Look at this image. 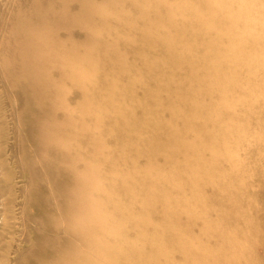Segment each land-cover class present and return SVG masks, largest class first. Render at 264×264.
<instances>
[{
	"label": "rangeland",
	"instance_id": "374dc122",
	"mask_svg": "<svg viewBox=\"0 0 264 264\" xmlns=\"http://www.w3.org/2000/svg\"><path fill=\"white\" fill-rule=\"evenodd\" d=\"M8 1L10 0H0V38L5 33L2 8ZM33 1L42 3L41 0ZM66 1H69L70 5ZM174 1L176 0H56L58 8L54 10V13H58L56 12L58 10L63 11L61 16L64 20L56 24V32L60 33L61 37L57 38L55 43H63V46L66 42L71 43L67 46L74 47V53L77 52L81 57L80 61L76 60L74 64L83 70L84 81L81 79L82 85L79 86L78 78L70 75L69 80H64L63 76L58 74L53 76L46 65L41 67L45 78L52 82L50 91L51 95L54 93V104L62 102L64 105L62 109L57 110L64 115L52 124L59 127L66 126L69 118L66 117L65 112L69 103L66 98L72 95V91L87 92L88 85L89 98L85 97V106L80 103V97L70 106L77 111L86 109L90 117L88 122L78 124L79 130L86 126L99 131L95 144L91 141L94 157L89 163L91 165L90 181L96 178V167L99 165L95 157L98 156L97 148L101 139L107 154L106 157L104 155V163L102 162L106 176V193L105 198L102 199V205L97 197L84 199L83 202L80 197H77V207H80L78 212L71 213L65 218L69 220L68 228L79 229L87 224L83 218L87 209L86 205L89 204L92 209L91 218L96 217L93 209L101 207L105 221L103 264H227L230 262L219 252L226 228L219 222L218 215L221 209L214 206L222 203L215 197L222 190L220 184L217 187L212 180L215 176L214 163L218 160L221 170H217V174L221 173L220 177L226 179L229 165H231L227 158L236 159L241 156L236 149H229L228 144L232 143L231 140L249 143L250 146H257V148L264 145L263 132L258 119L260 112L264 115V37L261 38L259 34L253 33L256 28L264 27L262 16H256L252 24L247 22L246 26L241 19L234 24L235 30L244 31L246 27V29L251 28L252 32L242 37H235L240 40L232 43L231 48L235 50L231 54L230 64H227L229 59H225V65H228L230 70L227 69L228 67L220 70L222 75L217 76L216 87L213 90L210 85L216 78L210 80L211 76L205 70L208 62L218 58L211 51L203 50L202 53L188 57L195 65L187 69L168 66L154 68L155 65H162L160 56L164 55L163 49H159L162 45L151 42L160 38L158 24L161 21L166 24L165 15L167 20L173 17L180 20L187 19V16L173 15L170 13L171 10H165L164 3ZM206 1L199 3L197 10L201 16L198 24L202 25L204 35L208 37L213 33L216 34L217 28L210 22L208 15L211 14V9ZM45 2L47 3H43V12L49 13L48 2L51 0H45ZM257 4L264 12V0ZM143 7L148 10L145 16L133 14ZM149 7H152L155 12L152 13ZM154 14L156 17L151 19ZM67 15L69 19L73 15L77 16V20L73 21L74 24L68 20ZM201 28L196 27L192 30L198 31ZM48 30L49 26L46 30L41 29L40 36ZM27 31L32 32V29ZM84 54L88 55L87 61L82 58ZM256 57L261 58L263 65L253 61ZM33 58H30V61ZM170 58L180 60L181 56L170 55ZM195 60L201 65L198 66ZM247 61H250L248 68L245 65ZM21 64L24 63L21 61ZM252 65L254 67L251 69ZM187 70L194 74L205 70L200 75L205 83L197 81L192 84L193 89L203 97L187 99L184 97L185 94L170 90L181 84L187 76L185 74ZM245 79L248 82L245 83ZM102 80L106 81L105 84H102ZM147 80L158 82L159 88H156V95L165 102L163 107L157 104L161 107L158 115L159 123H157L159 129H164L170 134L173 130L175 131L173 134L181 131L175 136L176 139L188 145L187 152H176L163 146L164 150L155 149L151 154L147 139L149 138L150 141L155 134L157 135V131L147 130L146 127L149 126L147 121L141 122L144 124L141 128L128 133L123 132L124 137L127 134V137L122 140L124 145L118 141L119 135L113 128V124L120 121L117 114L122 113V121H142L143 119V117L139 118V115L135 116V113L139 109L142 111L143 107L146 108L143 102L144 97L153 87L148 86ZM207 80L210 82L207 83ZM124 82H132L128 83L131 85V92L125 95L118 86ZM154 85L156 87L157 83ZM255 89L259 92H253ZM3 90L0 80V93ZM3 100L4 105L0 114L5 125L9 127L6 138L0 139V226H2L0 227L2 231L0 258H3V254L6 255L5 261L0 259V264H16L14 261L16 254L13 252L15 246L11 250L2 252L5 243L9 242L8 237L3 239L7 232V230L4 231L5 219L11 215L9 212H12L8 210V195L2 191L4 183L10 184V178L8 181L4 179V170L12 173L11 177L14 178V184L17 186L24 184L25 177L21 179L17 177V171L14 172L17 169L14 161L16 156L12 147L14 134L11 132L14 121L10 113L11 107L5 98ZM101 115L105 120H102ZM250 119L254 120L255 124L248 129ZM150 124L153 127V122ZM233 127L236 128L231 132ZM76 133L74 131L70 134L58 135L53 140L68 152L72 149ZM158 134L161 139H165L162 138L161 132ZM198 142L199 147H197ZM122 147L125 151L117 152L116 159L112 162L111 155L115 156L116 148ZM138 149L142 150V154H137ZM263 153L264 151L259 156L262 157ZM191 154L195 157L199 155L200 159L202 173L198 185L191 180H188L190 184H187L186 178L197 177L198 179L199 176L198 171L192 169L194 160ZM262 160L261 168L264 170V157ZM222 165H228L224 168L226 173L222 172ZM72 166L74 168L75 163ZM68 168L70 167L67 166ZM162 172L166 173L167 177H164ZM214 185L217 187L216 190ZM79 188L76 196H79ZM94 189L93 183L83 190L94 193ZM217 190L219 192H216ZM165 193L167 194L164 195ZM71 203L72 200L69 201L70 205ZM82 203L84 206H81ZM10 226L12 230L13 225ZM13 243L20 248H25L26 245L19 243L18 240ZM72 256L73 254L69 255L67 260H70ZM90 258L91 264H96V256L91 255ZM243 263L261 264L249 258H244Z\"/></svg>",
	"mask_w": 264,
	"mask_h": 264
},
{
	"label": "bare ground",
	"instance_id": "6f19581e",
	"mask_svg": "<svg viewBox=\"0 0 264 264\" xmlns=\"http://www.w3.org/2000/svg\"><path fill=\"white\" fill-rule=\"evenodd\" d=\"M260 1L207 0L209 9H211V14L208 17L212 25L217 28L216 34L213 33L208 37H205L204 30L201 28L202 25L199 26L198 24L201 21V16L197 10V5L203 0H176L164 3L165 10H171L170 13L173 15L187 16V19L180 20L173 17L171 20H167L165 15L166 24L164 21L158 24L157 29H160V38L151 42L162 45L163 47L159 46V49H163L164 55L160 56L162 65H155L154 68L159 66L158 69H160L161 66H168L187 69L195 65L194 62H191L192 59L188 57L202 53L203 50L211 51L218 58L208 62L205 70L210 74V80L216 78L210 85L215 90L217 76L222 75L220 70H224L225 67L230 70L229 66L225 65V59H229L227 64H230L231 54L235 50V48H231L232 43L240 40L239 38L235 39V37H242L244 34L248 35L252 32L251 28L246 29V27H244V31L235 30L234 24L240 19L244 26L247 22L252 24L253 18L256 16H262L264 21V12L260 10L259 4H257ZM41 2L10 0L2 8L3 16H1L5 33L3 32L4 34L0 38V80L4 90L0 93V110L3 108V98H5L11 107L10 113L14 121V126L11 127V132L14 134L12 147L16 156L14 161L17 168L14 172L17 171V177L21 179L25 177L24 184L17 186L14 184V178L11 177L12 173L4 170V179L8 181L10 178V184L4 183L2 191L8 195V210L12 212H9L11 215L5 219L6 229L4 231L7 230V232H5L3 239L8 237L9 242L5 243L2 252L11 250L15 246L13 252L16 254L14 258L16 264H91V255L96 256V264H103L105 221L104 211L101 207L93 209L96 217L91 218L92 209L86 203L87 209L83 218L87 224L79 227V229L68 228L69 220L65 217L78 212L80 207H77V197H80L81 202L87 198L97 197L102 205V199L105 198L106 193V176L102 164L105 161L104 155L105 157L107 155L106 149L101 139L97 148L98 156L95 157L96 163L99 165L96 167V178L94 181H90L91 165L89 163L94 157L91 141L95 144V138L99 131L89 129L86 126L79 130L78 124L88 122L90 117L86 109L77 111L76 108L70 106L79 97L80 103L85 106V97L89 98L88 85L86 86L87 92L72 91V95L66 98L69 101L67 108H65L66 117H69L66 126L59 127L52 124L53 121L64 115V113L57 111L62 109L64 105L62 102L57 105L54 104V93L51 95L50 91L52 82L45 78L41 67L46 65L53 76L58 74L63 76L64 80H69L70 75L76 77L79 86L82 85V80L84 81V73L79 66L74 64L76 60L80 61L81 57L77 52L74 53V47L67 46L71 43L66 42L65 46L63 43H55L57 38L61 37L60 33L56 32V24L62 23L64 20V17L61 16L63 11L58 10L56 11L58 13H54L58 7L56 0H51L48 2L50 4L49 13H44L43 3L47 2L45 0H41ZM66 3L70 5L69 1ZM236 7L237 10H235ZM149 8H151L152 13L155 12L152 7ZM136 13L145 16L148 10L143 7L140 10L137 9L133 14ZM155 17L154 14L151 19ZM68 20L73 22L77 20V16L73 15L70 19L68 17ZM48 26L49 30L40 36L39 31L41 29L46 30ZM196 27H200L201 30L193 31L192 29ZM27 29H32V32L27 31ZM253 33L259 34L261 38L264 37V27L256 28ZM169 54H179L181 58L180 60H173ZM30 58L33 59L30 61ZM82 58L87 61L88 55L84 54ZM21 61L24 64H21ZM253 61L263 65L260 57H256ZM195 62L198 66L201 65L197 60ZM247 62L245 65L248 68L250 61ZM253 67L254 65L251 69ZM205 70L196 74L187 70L185 73L187 76L181 84L175 89L170 88V90L185 94L184 97L187 99L189 97L197 99L199 96L203 97L193 89L192 84L197 81L205 83L200 76ZM210 80L206 82L209 83ZM101 82L105 84L106 81L102 80ZM246 82L248 80L245 79ZM128 83L131 84L132 82H124L118 85L124 95L131 92V85ZM156 83L155 87L154 84ZM147 84L153 87L144 97L143 102L146 108L143 107V110H149L140 111L139 109L136 111L135 116L143 117L142 121H122V113L117 114L120 121L113 124V128L117 130L119 135L118 141L122 143V140L127 137V134L124 137V131L128 133L141 128L144 125L141 122L147 121L149 126L146 129L157 131V135L155 134L150 141L149 138L147 139L151 154L155 149L164 150L163 146H167L176 152H187L188 145L176 139L175 136L181 131L173 134L175 133L173 130L170 134L164 129H159L157 123H159L158 115L161 107H158L157 104L163 107L165 102L156 95V88H159L158 82L147 80ZM256 91L257 89L253 92ZM101 117L102 120H105L103 115ZM99 119L101 120V118ZM258 119L264 137V122H262L264 115L262 112L259 113ZM248 121L247 128L249 129L254 126L255 121L251 119ZM152 122L153 127L150 124ZM8 127L0 114L1 140L6 138ZM235 128L233 127L231 132ZM74 131L77 132V136L72 143V149L68 152L53 140L58 135L70 134ZM102 132L104 135V129ZM158 132H161L162 138L165 139H161ZM231 142L228 144L229 149H236L241 156L236 159L227 158L231 165H229L230 169L226 174L228 175L226 179L220 177L221 173L217 174V170L220 171L221 169L218 166V160H215V176L212 178L216 186L220 184L222 190L219 195L215 196L222 203L214 206L221 209L218 215L219 222L226 228L225 235L221 239L222 244L219 252L225 259L230 260L227 264H244V258L264 264V170L261 168L264 153L262 157L259 156L264 151V145L257 148V146H250L249 143H239L235 140H231ZM199 144L198 142L197 147ZM123 151H125L123 147L116 148L115 156L111 155V161L116 159L117 152ZM137 154H142V150L138 149ZM191 156L194 160L192 169L197 170L199 176L198 179L197 177L186 179L187 181L191 180L194 184H199L202 173L199 155L195 157L194 154H191ZM2 159L4 160V158ZM74 163L75 167L73 168L72 164ZM66 165L70 168L67 169ZM226 166L222 165V172ZM177 170H179L178 167ZM162 174L167 177L166 173L162 172ZM93 183L95 184L94 193L83 190ZM187 184L190 182L188 181ZM216 186L214 185L215 190L218 187ZM78 187H80L79 196H76ZM154 193L159 197L156 192ZM151 197L153 198V196ZM70 200H72L71 205L69 204ZM81 206H84V203ZM10 225H13L12 230ZM17 240L19 243L26 244L25 248H20L13 243ZM92 246H94L93 249ZM71 254H73L72 258L67 260ZM2 256V261H5L6 255L3 254Z\"/></svg>",
	"mask_w": 264,
	"mask_h": 264
}]
</instances>
